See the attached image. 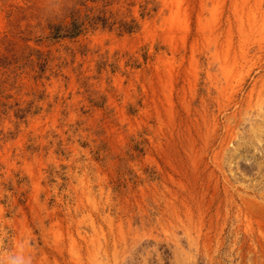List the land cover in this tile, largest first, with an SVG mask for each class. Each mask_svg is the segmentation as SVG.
Masks as SVG:
<instances>
[{
	"label": "rangeland",
	"instance_id": "rangeland-1",
	"mask_svg": "<svg viewBox=\"0 0 264 264\" xmlns=\"http://www.w3.org/2000/svg\"><path fill=\"white\" fill-rule=\"evenodd\" d=\"M0 264H264V0H0Z\"/></svg>",
	"mask_w": 264,
	"mask_h": 264
}]
</instances>
